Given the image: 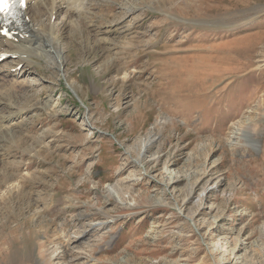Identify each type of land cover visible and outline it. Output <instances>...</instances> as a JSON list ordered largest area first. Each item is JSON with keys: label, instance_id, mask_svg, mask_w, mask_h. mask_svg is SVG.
<instances>
[{"label": "rangeland", "instance_id": "rangeland-1", "mask_svg": "<svg viewBox=\"0 0 264 264\" xmlns=\"http://www.w3.org/2000/svg\"><path fill=\"white\" fill-rule=\"evenodd\" d=\"M90 11L0 60V264H264V0Z\"/></svg>", "mask_w": 264, "mask_h": 264}, {"label": "bare ground", "instance_id": "bare-ground-1", "mask_svg": "<svg viewBox=\"0 0 264 264\" xmlns=\"http://www.w3.org/2000/svg\"><path fill=\"white\" fill-rule=\"evenodd\" d=\"M24 1H25V5L23 8V19H24V21L21 23L20 26H14L11 28V30L9 32L10 33L9 37L7 35L6 36L2 35V33H1L2 26L0 24V57L3 56L1 61L5 62L4 60L7 57H14L16 60L15 61L16 66H18L19 64H22V65L28 64L29 59H28L27 55L31 51L33 52V49H34L31 46H29L33 42L32 41V39H33V40L37 41L36 46H38V47H42L44 44H47L49 47L47 51L49 52V54H51L52 56L55 57L56 63H57V68L61 67L64 63V60L62 59V58H64L62 56V54L64 53V50H62V48L60 49V45L57 42V39L55 38V35L53 34V32H51V30L49 29L47 23L50 24L51 17H53L55 15L62 14V16H61L62 21L60 22V28H62V27L64 28L67 25H72L77 20L80 21L81 19H84L83 20V21H85L84 25H86V26L88 25L90 27L92 25L91 22H93L91 20L92 15H91L90 8L93 6L94 0H24ZM103 8H110V7L104 5ZM137 9H139V8L135 5H133L132 7L128 8L126 10V12H134ZM104 16H105V18L107 17L106 15H103V17ZM44 17L47 18L48 21H45L46 19H43ZM105 18H102V20L104 19L103 20L104 22H110ZM96 22H98V21H96ZM96 22H94V23H96ZM123 22H124V20L121 19L119 21H115L114 23L120 24ZM97 26H98V24H97ZM88 29L89 28L87 27V30ZM63 32H64V30H63ZM60 57H62V58H60ZM26 66L27 67L22 71V74L24 72H26V73L31 72V71H29L30 66L29 65H26ZM18 69L16 68V69L12 70L11 72L13 74L19 73ZM9 70H11V67H9L7 65H5V66L2 65V67L0 69V75L9 71ZM5 81H6V79H5ZM144 140H145V137L141 138L139 141V145L141 147H144V144H142V142H144ZM111 190H112V187H111ZM262 232H264V226L262 228ZM76 237H78V236H76Z\"/></svg>", "mask_w": 264, "mask_h": 264}, {"label": "snow or ice", "instance_id": "snow-or-ice-1", "mask_svg": "<svg viewBox=\"0 0 264 264\" xmlns=\"http://www.w3.org/2000/svg\"><path fill=\"white\" fill-rule=\"evenodd\" d=\"M15 3L16 0H0V13H9V10L15 6ZM5 35H7L6 32Z\"/></svg>", "mask_w": 264, "mask_h": 264}]
</instances>
